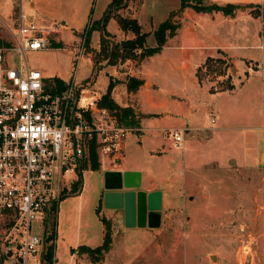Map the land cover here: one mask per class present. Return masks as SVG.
<instances>
[{
  "label": "rangeland",
  "instance_id": "obj_1",
  "mask_svg": "<svg viewBox=\"0 0 264 264\" xmlns=\"http://www.w3.org/2000/svg\"><path fill=\"white\" fill-rule=\"evenodd\" d=\"M108 1L79 0L75 12L82 30L73 32L72 40L66 42L56 40V32L49 35L50 46H53L52 42H60L61 48L65 49L46 50L45 53L30 51L27 58L31 67L43 69L44 77L59 72L65 80L57 77L66 83L72 76L76 83L90 82L91 85L84 89L94 96L103 94L113 79L115 84L111 94L116 102L120 105L130 103L137 116V123L131 125L133 127H130L124 145V164L141 170L142 186L148 187L153 183L157 191L162 192L161 222L155 228L126 229L124 224L127 220H124L122 212L105 215L101 196L104 171L83 166L77 190L73 189L72 183L79 172L69 173L63 178V197L51 211L49 220V224L54 221L57 231L55 260L52 258L51 263L44 260L43 264H93L84 251L78 249L80 253H75V247L86 244V241H100L102 216L111 225V255H108V260L112 264H264V129H257L264 124V75L261 73L264 70V0H203L206 4L241 7L230 9L226 14L218 12L221 20L218 19L216 24H197L198 40L207 46L221 45L222 42L240 45L235 47L237 54L258 57L261 61L244 59V64L240 58L226 57L222 52L205 58L198 74L217 89L231 87L232 78L237 74L235 62L239 69L244 65L249 69L245 72L242 69L237 77V84L243 83L240 88L217 98L229 115L228 127L210 128L204 133L205 138L198 136L201 132H195L197 135L192 139L185 136L180 146L175 145L165 131L178 125L179 118L169 123L160 119L144 120L140 129L142 113L138 110L137 98H129L126 84L122 83L123 79L128 82L130 78L128 73H123L129 70L126 59H119L115 64H109L103 57L98 62L95 60L101 43L112 48L128 37L125 33L119 38L117 15L131 16L141 6L140 13L147 19L151 16L156 24L163 21L166 12L175 8L179 1L145 0L142 3V0H122L120 8ZM20 6L25 15L32 16L33 9L27 0H0V46L11 43V31L17 25ZM241 12L251 15L225 19V16L229 18ZM172 21L176 24L177 17L173 16ZM54 25L57 30L59 26ZM148 43L152 45L153 38ZM82 44L83 51L78 59L72 49ZM142 60L144 58L130 59L134 64L131 65L132 70ZM148 64L150 71L156 74L152 79L159 84L161 100L166 97L172 101L169 90L181 94L185 91L179 78L180 71L176 75L166 74L168 70L155 62ZM113 65L121 69L122 74L115 73ZM258 65L262 67L254 72ZM168 77H172L170 81ZM146 100L143 96L141 103ZM141 106L145 109L143 104ZM202 108L198 107L195 114L200 126L208 128L211 114ZM143 115L148 117V114ZM218 124L220 121L212 126ZM194 134L191 131L189 135ZM258 137L262 141L258 149H254ZM99 203L101 207H97ZM39 221L33 222L32 231H40L37 227ZM13 263L14 260L9 258L4 264Z\"/></svg>",
  "mask_w": 264,
  "mask_h": 264
},
{
  "label": "built area",
  "instance_id": "obj_2",
  "mask_svg": "<svg viewBox=\"0 0 264 264\" xmlns=\"http://www.w3.org/2000/svg\"><path fill=\"white\" fill-rule=\"evenodd\" d=\"M21 11L11 43L0 46V259L41 264L49 215L61 198L63 178L89 166L94 147L99 159L120 160L131 128L118 122L99 97L76 83L53 93L27 53L52 48L49 35ZM79 57L83 44L74 47ZM77 59V60H78ZM89 92V93H88ZM214 122V119H211ZM188 128L165 131L180 146ZM73 182V181H72ZM39 232L32 231L33 222Z\"/></svg>",
  "mask_w": 264,
  "mask_h": 264
},
{
  "label": "crops",
  "instance_id": "obj_3",
  "mask_svg": "<svg viewBox=\"0 0 264 264\" xmlns=\"http://www.w3.org/2000/svg\"><path fill=\"white\" fill-rule=\"evenodd\" d=\"M78 1L79 0H27L30 8L33 9L32 16L30 17L37 20L38 24L43 28H50L54 26L55 31L53 33L56 32V35H55L56 40L61 39L64 42L71 41L73 38V34L75 32H79L82 30L81 29L82 27H80L77 23L78 21H77L76 12H75L76 7L79 4ZM110 1L111 0H109L108 2ZM143 1L145 0H142V3ZM178 7H179V4H176L175 8L168 10L165 14L166 16L165 19L168 17L170 12L174 11ZM140 10H141V6L139 7L137 11L132 13L131 16L129 15L128 18H134L137 20L140 26L141 32L147 33L145 44L149 47H152L156 44L153 32L162 21L154 24L152 17L150 16L148 17L150 19H147L146 18L147 16H143L140 13ZM249 14L251 15V13L241 12L240 14H236L229 18L225 16V19L232 20L233 17H239L240 15H243V16L246 15L248 17ZM204 16L209 18V20L205 21L207 18L204 19ZM220 16L221 14L218 12H213V14H211L208 12H204V13L196 12L191 8H186L185 10L182 11L180 16H176L178 21L176 22L177 28L175 32L172 35H169L166 37V41L164 45L161 47V49L157 53L144 58V60H142L139 63V65L135 66V70H132V67H131V65L134 66V64H132L133 62H131L130 59L125 60V62H127L126 65L129 64V70H126L123 73L125 75H127L128 73L130 77H134L142 81V83L139 85V87L135 91H132V92L127 91L128 97L130 98L131 96H133L134 98H137L138 110L142 114H145V115L150 114V116L148 117L141 116L140 125L142 121L144 120L160 119V121L163 123H169L173 120L176 121L175 119L179 118L180 120H178V125L172 126V127L183 126V127L188 128L184 137L189 136L190 139H192L195 135H197V134H194L195 132H201L200 134H198V136L205 138L204 133L206 132V130L210 128L220 129L223 127L225 128L228 127L229 115L227 114L223 103L218 102L217 98L221 94L223 95L224 93H231V92L236 91L237 88H240L241 84L243 83L237 84L238 82L237 77L239 76V73L241 72L242 69L245 72L247 71V69H249V67L244 65L242 66V68L239 69L238 64L235 62L234 64L237 67V74L236 76H233L232 78L231 87L224 88V89H217L215 87H212V84L210 82H206L204 81V79L200 78L198 74V69H200V67L202 66L205 58L213 57L216 52H222L225 54L226 57L240 58L242 60V63L245 62L244 59L254 60V61L255 60L261 61V60L258 57H249L246 54H241V55L237 54L236 50L238 49H236L235 47L236 46L238 47L240 45H226V43L221 41L222 42L220 43L221 45L207 46L198 40L197 24L200 25V22H208L207 23L208 25H212V22H215L216 24V21L218 19L221 20ZM148 22H150V24H148ZM54 24H57V26H59L57 30ZM119 29H120L119 38L124 36L125 33L128 34V37L126 39H131L135 37L133 32L123 31L120 27ZM64 34H66V37H62ZM150 38H153V41H154L152 45H149L148 43ZM63 49L65 48H61V47L53 48L52 47L48 49L35 50L32 52L45 53L46 50L61 51ZM149 62H155L159 66H162L165 71L168 70L166 74L170 73V74L176 75L178 71H180L179 78L184 85L183 87L185 88V91H183V93L181 94V93H176L173 90H169L168 94L170 95V98L172 101L166 99V97H164L163 100H161L160 93H158L159 84L156 80L152 79V76H156V74L150 71V66H149L150 64H148ZM113 66L116 68L115 73L117 72V73L122 74L121 69L118 70V67H116L115 65ZM259 66L262 67L261 65H258V69L254 70V72L259 70ZM263 68H264V64H263ZM39 70L42 72L43 69L41 68ZM261 73L262 75H264V70L261 71ZM53 76H56V77L59 76V72L53 73ZM59 77H61L62 80H65V76L61 75ZM159 77L162 78V76H159ZM48 78L49 77H45L46 80ZM171 78L172 77H168L167 80L170 81ZM146 82H148L149 85H146ZM122 83L126 84V89H127V82L125 79L122 80ZM100 96L101 95H97L96 97H100ZM143 96L147 100L146 102L141 103L142 102L141 98ZM112 98L116 102L113 95H112ZM141 104H143L145 109H142ZM120 106H130L135 111V107L132 106L130 103L126 105H120ZM201 106H203L202 110L204 112L206 111L208 114H211V119L212 118L214 119V122H212L210 119L211 125L208 128H203L200 126L201 123L197 120L198 117L195 114L196 109ZM181 117L186 118L187 121L183 120ZM262 117L264 118V114L262 115ZM217 121H220V124L213 127L212 125L214 123H217ZM194 122H196V124ZM262 128L264 129L263 123L261 126L259 125L257 127V129H262ZM140 129H142V125ZM191 131H193V134H194L192 136L189 135ZM262 131L264 132V130ZM261 141L262 139L258 137V139L255 141L254 149H258V145ZM255 158H257V155H255ZM253 159L254 157L251 158V160ZM98 160H99L98 169H102V171L104 172L107 170H118V171H138L140 173V184L136 188L103 189L101 196H102L103 205L105 209V215L112 216L114 212H118V211L122 212V215H123L122 198H121V203L120 204L117 203V200H116L117 196L115 195L117 193H121L126 190H132L134 192L144 191L146 193L157 191V188L155 184L153 183H150L148 187L141 185L143 181V173L137 167H128L126 164H124L123 155L121 159L117 161H113L111 158H108V157H103L101 159L98 158ZM247 164H250V163H247ZM160 193H161V205H162L163 195H162V192ZM97 207H101V204L99 203ZM160 216H161V211H160ZM48 224H49V221H48ZM51 226L52 225L49 224V226L47 225L46 227V230L48 231L47 237L48 235L51 234V231H53V235H54L53 244H55L54 241H55L56 233H57L55 223L53 225V230H51ZM124 227L126 229L143 228V226L138 225L136 221L132 225L124 224ZM103 234H104V225H103ZM64 239L65 238L62 236V240ZM102 239H103V235L100 241L95 239L94 243L90 241H86L87 242L86 244L78 245L77 247H75V253L77 254L80 253V251L78 250L80 246H87V247L93 248V247L100 245L102 243ZM54 248H55V245H54ZM44 252H45V249H44ZM44 252L42 255L43 257H42L41 264H43V261H44ZM53 253H54L53 258L55 260V250L54 249H53ZM84 253L86 254V252ZM110 253H111V249L109 248L108 251H106L103 254V257L99 261H92L90 257H89V260H91L93 264H112V263H109V260H108L109 259L108 255H111Z\"/></svg>",
  "mask_w": 264,
  "mask_h": 264
},
{
  "label": "trees",
  "instance_id": "obj_4",
  "mask_svg": "<svg viewBox=\"0 0 264 264\" xmlns=\"http://www.w3.org/2000/svg\"><path fill=\"white\" fill-rule=\"evenodd\" d=\"M121 1L122 0H111L110 3L120 8L121 5L123 6ZM178 1H179V8L177 10L170 12L168 17L165 20H163L154 30L153 34L155 37L156 44L152 47L144 45L147 37V33L141 32L140 26L136 19L117 15L116 20L118 22L119 27L123 31L133 32L135 37L131 39H125L119 44H114L112 48L106 46V44L104 43H101L100 49L97 55L95 56V60L98 62V59L100 57H103L109 61V64H115L119 59H136V58L143 59L157 53L164 45L166 41V37L172 35L177 28V24H175L172 21V17L180 16L182 11L185 10L186 8H191L196 12H203V13L223 12L224 14H226L230 9L241 7L231 4L225 6L218 5L212 2L206 4L204 3L203 0H178ZM101 42H103V40H101ZM52 45L53 48L61 47L60 42H52ZM137 50H139L138 53L136 52ZM141 83L142 81L140 79L130 77L129 81L127 82V91L128 92L135 91ZM65 85H66L65 82H63L61 79H59L56 76L49 77L46 80L47 88H49L53 93L61 92L65 88ZM113 86L114 83L113 80L111 79L110 83L107 86L106 91L103 94H101V96L97 100V105L101 108H106L111 114H113L117 118L119 123L128 127H133L134 124L137 123L136 113L132 107L120 106L118 103L114 101L111 95ZM148 116H150V114H148ZM142 117H144L143 114ZM89 166L92 170H97L99 168V160L94 147H92L90 151ZM80 183H81V173H79L78 178H76L72 183L73 189L77 190ZM96 212L98 214L99 211L96 210ZM100 220L104 225V234H103L102 243L93 248L87 246H80L78 248L79 250H83L84 252H86L92 261H99L103 257V254L106 251H108L111 244L110 222L103 216L100 217ZM51 225H52L51 230H53L54 221H52ZM53 239H54V235H53V231H51V234L48 235V237L46 238V241H48V245L45 247V252H44V260H46L47 263H51L53 258V254H54ZM2 263L3 261L2 259H0V264Z\"/></svg>",
  "mask_w": 264,
  "mask_h": 264
},
{
  "label": "water",
  "instance_id": "obj_5",
  "mask_svg": "<svg viewBox=\"0 0 264 264\" xmlns=\"http://www.w3.org/2000/svg\"><path fill=\"white\" fill-rule=\"evenodd\" d=\"M139 184L140 173L138 171L107 170L104 172V189H129L136 188ZM115 195L119 204L122 198L126 225H132L135 221L143 227L155 228L160 225L161 193L159 191L146 193L126 190ZM136 218L137 220H135Z\"/></svg>",
  "mask_w": 264,
  "mask_h": 264
},
{
  "label": "flooded vegetation",
  "instance_id": "obj_6",
  "mask_svg": "<svg viewBox=\"0 0 264 264\" xmlns=\"http://www.w3.org/2000/svg\"><path fill=\"white\" fill-rule=\"evenodd\" d=\"M136 207V206H135ZM123 216H124V212H123ZM135 221V220H134Z\"/></svg>",
  "mask_w": 264,
  "mask_h": 264
}]
</instances>
